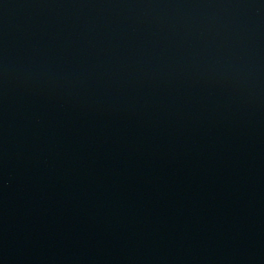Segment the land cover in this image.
<instances>
[{
  "label": "water",
  "instance_id": "water-1",
  "mask_svg": "<svg viewBox=\"0 0 264 264\" xmlns=\"http://www.w3.org/2000/svg\"><path fill=\"white\" fill-rule=\"evenodd\" d=\"M0 264H264V0H0Z\"/></svg>",
  "mask_w": 264,
  "mask_h": 264
}]
</instances>
